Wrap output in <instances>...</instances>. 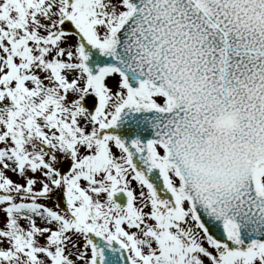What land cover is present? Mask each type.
Listing matches in <instances>:
<instances>
[{"label": "snow or ice", "instance_id": "6c2138e0", "mask_svg": "<svg viewBox=\"0 0 264 264\" xmlns=\"http://www.w3.org/2000/svg\"><path fill=\"white\" fill-rule=\"evenodd\" d=\"M0 264H264V0H0Z\"/></svg>", "mask_w": 264, "mask_h": 264}]
</instances>
